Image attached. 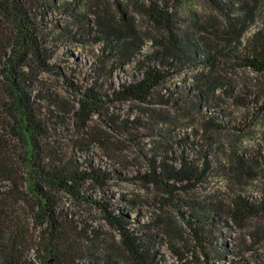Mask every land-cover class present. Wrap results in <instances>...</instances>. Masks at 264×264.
Masks as SVG:
<instances>
[{
	"label": "rangeland",
	"instance_id": "obj_1",
	"mask_svg": "<svg viewBox=\"0 0 264 264\" xmlns=\"http://www.w3.org/2000/svg\"><path fill=\"white\" fill-rule=\"evenodd\" d=\"M57 1L39 30L50 54L48 64L54 69L40 74L33 95L44 87L48 94L40 96L60 104L37 98L46 113L47 138L52 145L83 170L91 165L114 174L103 187L86 182L82 194L108 199L117 212L122 209L132 218L138 217L141 222L133 228L155 236L158 264H256L264 257V73L244 66L230 54L236 42L231 38L237 33L234 37L228 33L241 27L230 29L241 21L237 19L241 12L236 9L227 18L212 0H185L187 8L182 12L172 0L183 14L176 23L181 32L214 41L221 50L231 46L218 60L217 71L186 62L167 65L168 78L152 93L151 102L143 103L120 101L115 92L143 78L147 62L141 53L161 34L157 25L127 6L126 0H79L68 12L65 0ZM217 1L225 7L228 0ZM255 1L259 9L253 23L262 24L264 0H245ZM119 5L130 17L128 29L127 25L123 29L136 38L141 53L136 49L125 55L117 45L112 49L99 41L98 14L107 9L111 20L120 24ZM79 14L82 17L76 19ZM216 73L225 88L231 85L234 91L219 90L199 108L189 103L198 88H206V75ZM87 89L95 90L101 103L96 112L82 117L78 109ZM208 113L217 117L221 129L205 133ZM239 160L247 163L246 169H238ZM184 161L202 179L185 175ZM58 197L67 222L75 231L88 234L89 240L78 247L103 249L119 238L95 205L70 193L61 192ZM220 202L232 207L242 202L248 213L240 221L222 216L207 231L212 242L202 243L189 227L188 216L197 208ZM81 253L78 264H89L90 257Z\"/></svg>",
	"mask_w": 264,
	"mask_h": 264
},
{
	"label": "trees",
	"instance_id": "obj_2",
	"mask_svg": "<svg viewBox=\"0 0 264 264\" xmlns=\"http://www.w3.org/2000/svg\"><path fill=\"white\" fill-rule=\"evenodd\" d=\"M126 1L127 6L149 17L161 34L151 40L146 53H141L136 38L129 34V30L123 29L130 22L125 9L120 5L118 7L120 24L111 20L107 9L103 10L102 15L98 14L100 42L112 49L119 47V51L125 55L137 49L147 62L142 79L123 85L115 92L118 100L151 102L152 93L168 78L167 69L173 65L186 62L192 66H210L212 72L217 71L218 60L222 55H227L231 45H224L222 51L214 41H207L205 37L201 40L196 33L181 32L176 23L183 14L174 8L172 0ZM184 1H173L177 2L176 6L182 12L187 8ZM212 1L227 18L231 19L236 9L241 12V17L237 18H241V21L233 23L230 29L241 27L228 33L231 37L237 33L234 39L231 38L236 42L232 44L230 54L241 59L244 66L264 73V23H253L259 9L258 1L253 4L245 0H228L225 7L223 2ZM57 2L0 0V264H78L83 257L81 251L90 257L89 264H99L100 261L105 264H158L154 250L155 236L149 231L139 233L133 228V225L141 222L138 217L134 219L122 209L117 212L108 199H93L81 192L86 182L105 186L114 178L113 172L91 165L83 170L77 161L48 141L49 123L37 100L43 92H48L44 87H40L41 92L38 91L36 95L33 92L40 74L53 72L54 69L48 64L50 54L39 30L48 9L55 8ZM77 3L79 0H65V11L68 12L67 9ZM75 17L82 16L79 14ZM196 28L203 31L201 27ZM206 76V90L198 88L195 98L188 99L197 108L208 102L211 95L215 96L219 90L226 89L217 73L212 77ZM227 89L232 90L233 87L227 85ZM40 97L60 106L56 100ZM241 102L244 103L243 99ZM100 103L96 91L87 89L82 92L79 114L83 117L87 112H96ZM203 127L208 133L221 129L222 125L210 113ZM205 163L208 165L207 161ZM246 167V162L238 161V169ZM183 169H186L185 175H198L202 179L191 163L184 161ZM61 192L95 205L104 220L117 231L119 238L113 239L103 249L78 247L89 240L88 234L75 231L63 216L58 197ZM239 203L235 207L220 202L197 208L188 216V225L202 243L212 242L207 231H212L222 216L237 221L245 218L247 205ZM256 264H264V257L259 258Z\"/></svg>",
	"mask_w": 264,
	"mask_h": 264
}]
</instances>
